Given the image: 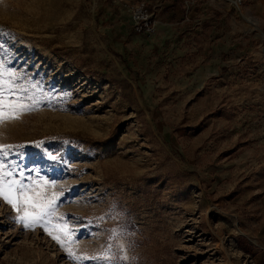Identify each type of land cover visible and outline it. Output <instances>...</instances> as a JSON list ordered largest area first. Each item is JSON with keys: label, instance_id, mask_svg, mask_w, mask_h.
<instances>
[{"label": "rangeland", "instance_id": "rangeland-1", "mask_svg": "<svg viewBox=\"0 0 264 264\" xmlns=\"http://www.w3.org/2000/svg\"><path fill=\"white\" fill-rule=\"evenodd\" d=\"M142 1L0 0V60L51 98L0 125L23 146L5 163L56 182L76 255L120 227L129 264H264V0H152L151 38ZM10 215L0 200V264H74Z\"/></svg>", "mask_w": 264, "mask_h": 264}, {"label": "snow or ice", "instance_id": "snow-or-ice-1", "mask_svg": "<svg viewBox=\"0 0 264 264\" xmlns=\"http://www.w3.org/2000/svg\"><path fill=\"white\" fill-rule=\"evenodd\" d=\"M24 79L15 72L6 71V62L0 60V125L17 120L22 115L39 111L41 105L47 106L51 102V98L48 100L38 98L37 94L42 97L45 93L43 87L35 82L31 83L32 94H29V88L18 83ZM6 92L8 95L5 94ZM59 99L63 102L70 99V96L66 94ZM36 146L40 147L39 144ZM16 147L23 146L0 144V200L8 204L16 213V215L8 216L7 219L13 225H21L24 230L35 231L36 227L42 228L67 252L74 264H83L84 261H92L93 264H129L125 244L122 242L124 233L120 227L107 230L108 239L102 245L101 252L91 256L74 253L72 245L78 241L72 239L74 233L67 229L68 217L56 216V211L62 201L55 193L48 195L45 191L47 188H55L56 182H49L48 179L40 175L37 169L28 170L29 173L36 172L38 179H34L31 175L26 177L25 170L22 168L17 172L18 164L6 165L7 157ZM45 159L52 163L59 162L57 156L51 152H46ZM16 176H19V179L14 178ZM111 218L115 219L116 217L111 216ZM73 219L82 223L84 228L95 224L92 220L82 221V218L79 217ZM98 220L102 221L104 217H99ZM54 231L59 234H54Z\"/></svg>", "mask_w": 264, "mask_h": 264}, {"label": "built area", "instance_id": "built-area-1", "mask_svg": "<svg viewBox=\"0 0 264 264\" xmlns=\"http://www.w3.org/2000/svg\"><path fill=\"white\" fill-rule=\"evenodd\" d=\"M232 6L242 9L244 0H227ZM131 19L133 21V30L137 34L145 35L146 37H153L157 33V22L155 10L151 4L146 1L138 3L132 7Z\"/></svg>", "mask_w": 264, "mask_h": 264}, {"label": "crops", "instance_id": "crops-1", "mask_svg": "<svg viewBox=\"0 0 264 264\" xmlns=\"http://www.w3.org/2000/svg\"><path fill=\"white\" fill-rule=\"evenodd\" d=\"M144 1L148 2L149 4H151L152 7H153L154 10H155V6H154V2H155V1H152V0H144ZM158 3L161 5V9H162L163 11L167 10V5H168L167 0H160ZM165 8H166V9H165ZM166 13H167V15L169 14L168 11H166ZM159 25H161V26H160L161 33H163V32L165 31V30H164V31L162 30L164 27H169V24H168V23H167V24H164L162 19L159 21ZM161 28H162V29H161ZM166 31H167V29H166Z\"/></svg>", "mask_w": 264, "mask_h": 264}, {"label": "bare ground", "instance_id": "bare-ground-1", "mask_svg": "<svg viewBox=\"0 0 264 264\" xmlns=\"http://www.w3.org/2000/svg\"><path fill=\"white\" fill-rule=\"evenodd\" d=\"M250 23H252L253 25H256L257 27H259V24L257 21L255 20H249Z\"/></svg>", "mask_w": 264, "mask_h": 264}]
</instances>
